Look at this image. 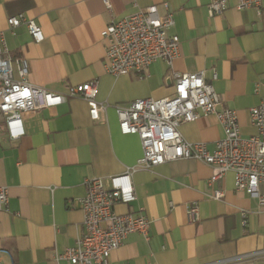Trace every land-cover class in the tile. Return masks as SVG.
Returning a JSON list of instances; mask_svg holds the SVG:
<instances>
[{
	"label": "crops",
	"instance_id": "0c3cea01",
	"mask_svg": "<svg viewBox=\"0 0 264 264\" xmlns=\"http://www.w3.org/2000/svg\"><path fill=\"white\" fill-rule=\"evenodd\" d=\"M108 1L110 6L105 0H0V32L13 54L29 62L31 83L66 93L70 85L95 80L97 99L109 104L98 120L82 98L24 114L25 134L18 140L0 117V185L9 190L8 207L0 211L2 264H72L55 253L73 246L83 231L78 199L86 193L85 180L120 175L143 155L140 137L121 132L117 107L174 96V73L205 70L223 106L237 111L243 135L256 133L250 108L264 99V87L256 90L264 81V3L259 14L228 0V8L213 15L211 0ZM153 4L161 15L174 14L179 57L172 66L158 60L145 72L109 74L101 32L113 19ZM19 13L41 25L42 42L24 25L8 30V17ZM180 131L210 149L223 135L215 115L183 123ZM212 174L195 159L137 172V200L116 210L142 207L152 221L149 237L130 234L107 264H264V204L237 190L232 172L211 183ZM216 191L221 199L212 197ZM260 191L264 196V183ZM190 203L199 206L198 223L188 220Z\"/></svg>",
	"mask_w": 264,
	"mask_h": 264
},
{
	"label": "built area",
	"instance_id": "2783aa9c",
	"mask_svg": "<svg viewBox=\"0 0 264 264\" xmlns=\"http://www.w3.org/2000/svg\"><path fill=\"white\" fill-rule=\"evenodd\" d=\"M105 3L110 6L108 0ZM263 3L264 0H236V8H254L261 14ZM228 5V0H211L209 10L213 15H220ZM164 7L168 8V4ZM7 24L11 32L24 25L36 43L45 38L41 25L24 13L9 16ZM174 26L173 12L161 15L156 4L125 18L113 19L101 32L106 71L115 77L145 72L158 60L172 66L180 55V38L171 32ZM29 73V62L24 56L13 54L5 32H0V117L12 140L25 134L24 114L61 105L70 98H82L89 105L92 119L98 120L109 106L97 99L95 80L70 85L66 93H62L34 85L28 79ZM174 78V96L139 98L117 107L121 132L140 137L143 155L120 175L85 180L86 193L78 199L84 213L83 231L73 246L55 253L57 260H68L72 264H107L112 252L130 234L139 233L148 238L152 221L144 209L120 213L116 206L130 205L137 200L133 181L137 172L151 170L168 161L195 159L211 166V183L232 172L235 188L264 204L260 191V184L264 183V99L250 108L256 133L244 136L237 111L223 106L220 94L207 81L205 70L174 73ZM216 78L214 71L213 79ZM260 87H264V81L256 90ZM206 115L217 116L223 130L214 149L206 143L188 141L180 131L181 124ZM212 197L221 199L223 193L216 191ZM8 202V187L0 185V211L7 209ZM187 213L190 223L201 220L197 203H190ZM243 216H246L245 211ZM259 254L261 252L251 255Z\"/></svg>",
	"mask_w": 264,
	"mask_h": 264
}]
</instances>
